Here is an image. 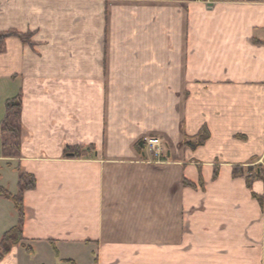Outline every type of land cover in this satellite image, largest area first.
I'll return each instance as SVG.
<instances>
[{"label":"crops","instance_id":"0c3cea01","mask_svg":"<svg viewBox=\"0 0 264 264\" xmlns=\"http://www.w3.org/2000/svg\"><path fill=\"white\" fill-rule=\"evenodd\" d=\"M106 1L0 0V33L34 34L0 54V96L22 99L0 187L36 180L34 253L0 264H264V180L234 176L264 166V0ZM204 128L205 145L183 146ZM150 139L163 161L137 151ZM78 146L95 157L65 156ZM17 221L0 199V241Z\"/></svg>","mask_w":264,"mask_h":264},{"label":"trees","instance_id":"16d2710c","mask_svg":"<svg viewBox=\"0 0 264 264\" xmlns=\"http://www.w3.org/2000/svg\"><path fill=\"white\" fill-rule=\"evenodd\" d=\"M17 37L21 39L24 43H30L31 37L28 34H22L14 30L1 32L0 33V53L3 51L5 42L8 38ZM22 112V99L17 96L14 99L7 101L6 103V117L2 124V134L9 135L10 140L13 145V150L9 151L7 157H18L20 155V145H21V125L20 117ZM210 139V133L207 128L202 129L199 134L193 138L185 137L183 146L191 150H196L199 147L205 145ZM6 143V142H5ZM146 141L141 140L137 143L136 149L139 153L146 148ZM7 150L6 145H3V151ZM65 156H72L73 158L83 159L89 157H95L96 149L94 146L89 147H67L65 148ZM11 152V153H10ZM262 172H256L255 176H247L246 181L249 188H251L252 183L255 180L262 179ZM19 181L18 187L19 191L17 194H12L7 189L0 187V199L8 200L13 203L15 211L17 213V224L6 232L0 241V261L7 258L13 251L14 248L23 247L27 255H32L34 253L31 247H26L25 238L23 236V226L25 223V206L23 201V194L26 191L34 190L36 188V180L34 176L25 174L18 170ZM243 175L238 170L235 171L236 177ZM191 185L190 183H185ZM192 186V185H191ZM258 198V197H257ZM55 247V246H53ZM67 264H75L73 261H66Z\"/></svg>","mask_w":264,"mask_h":264},{"label":"rangeland","instance_id":"374dc122","mask_svg":"<svg viewBox=\"0 0 264 264\" xmlns=\"http://www.w3.org/2000/svg\"><path fill=\"white\" fill-rule=\"evenodd\" d=\"M107 1H117V2H123V0H107ZM107 1H106V3H107ZM203 1H206V2H210L211 0H203ZM96 6H98L97 4H96ZM25 34H28L30 37H31V39H30V43H28V45L30 46V47H33V45H34V42H33V37H34V34H33V32H29V33H25ZM7 41V40H6ZM6 43V42H5ZM3 51H4V49H3ZM3 51L1 52V53H3ZM0 53V54H1ZM6 101H4L3 102V98L0 96V116H1V112L2 111H4V108H6ZM21 133H22V131H21ZM21 136V138L20 139H22V134L20 135ZM1 137V141H2V139H3V145H6V147H7V150L5 151H3V153H4V155L5 156H7L8 154H9V151H11V150H13V145H14V143H12V141L10 140V136L9 135H1L0 136ZM6 142V143H5ZM147 143V142H146ZM149 146V145H148ZM149 148H150V146H149ZM9 150V151H8ZM150 150L152 151V149L150 148ZM12 152V151H11ZM10 152V153H11ZM152 153H153V156H154V158L157 160V159H160L161 161H163V159H165L166 158V155H167V148H165L162 144H161V146H160V156L159 157H156L155 156V154H154V152L152 151ZM159 160V161H160ZM261 163H257V161H253L252 162V164L250 165V166H247L245 169H243L242 167L241 168H236L235 170H234V175H235V171L236 170H238L239 172H241L242 174H244V173H247V175L248 176H255V174H256V172H262L261 173V176H262V179L264 180V166L261 164ZM242 176V175H241ZM16 215H17V213H16ZM26 247H28L27 245H26ZM52 250H53V252L55 253V255H57V253L59 254V252H58V249L56 248V247H52ZM26 253V252H25ZM38 262V261H37ZM81 262V261H80ZM76 264V263H75ZM82 264V263H81Z\"/></svg>","mask_w":264,"mask_h":264},{"label":"built area","instance_id":"2783aa9c","mask_svg":"<svg viewBox=\"0 0 264 264\" xmlns=\"http://www.w3.org/2000/svg\"><path fill=\"white\" fill-rule=\"evenodd\" d=\"M146 142H147V145H149L152 151L154 152L155 156L159 157L161 154L160 153V146H161L160 141L157 139H150V140H147Z\"/></svg>","mask_w":264,"mask_h":264}]
</instances>
